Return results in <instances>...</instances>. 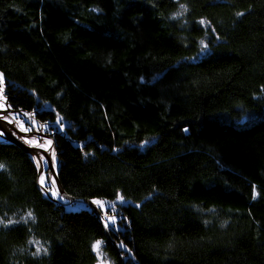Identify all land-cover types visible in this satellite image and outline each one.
<instances>
[{"label": "trees", "instance_id": "obj_1", "mask_svg": "<svg viewBox=\"0 0 264 264\" xmlns=\"http://www.w3.org/2000/svg\"><path fill=\"white\" fill-rule=\"evenodd\" d=\"M0 71L117 217L0 142V264H264V0H0Z\"/></svg>", "mask_w": 264, "mask_h": 264}, {"label": "snow or ice", "instance_id": "obj_2", "mask_svg": "<svg viewBox=\"0 0 264 264\" xmlns=\"http://www.w3.org/2000/svg\"><path fill=\"white\" fill-rule=\"evenodd\" d=\"M180 7L184 11H187V8L185 5L182 4V5H180ZM181 14L182 13H177V15H181ZM237 15L240 16V15H243V13H237ZM199 24L205 25L206 21L201 19L199 21ZM213 31H214V29H213ZM200 43L202 46L201 52L209 51V46L207 43H205L203 40H201ZM11 108H12V106L7 103V97L4 95V74L0 73V121H5L6 124H9V125L13 124L15 121L16 127L19 128V130L21 132H24V133L31 132L33 127H35L36 131L39 132V127L36 126L35 120L32 119V117L35 115V113L23 112V116L28 117L29 120H31V126L25 127L26 122L24 120L18 119L19 113L12 112ZM55 123L58 125L59 130L62 131L64 129L63 118L60 117L59 114H57V119H56ZM47 131H48V129L46 128L45 132H47ZM184 131L187 132L188 129L185 128ZM10 135H12V134L7 132L5 124H0V139L6 140ZM22 139L24 140L25 143L29 144L30 146L41 148L45 152L51 151L52 161H50V162H54L55 150L50 148V146L53 144V141L51 139H48L46 136H38L35 139L29 138V137H22ZM41 141H43V142H41ZM32 158L34 160L37 159L36 156H33ZM39 183L41 184L42 187L47 188V185L49 183L54 184L55 180L49 179L44 174H41V176L39 178ZM48 193H50L51 197H55L57 199L62 198V192L58 188L56 190L48 189ZM117 200H119L120 202H124L125 198L122 195H120L119 193H117ZM91 203L93 205H96L98 208L101 209L102 212H104V227H105V229L109 228L110 225L116 221L117 217L115 215H111V216L108 215L109 209L107 208L104 201L99 200V199H93ZM28 216L30 218H32L33 220L35 219L32 216L31 212L28 213ZM12 223H16V222L8 221V224H12ZM25 223H27V221H25ZM102 244H103V241H100V240L95 241L93 244V250L97 251L98 255H99L100 246ZM40 250L41 249H39V248L37 249V254L40 252ZM43 251L45 253H47L46 248L43 249Z\"/></svg>", "mask_w": 264, "mask_h": 264}, {"label": "water", "instance_id": "obj_3", "mask_svg": "<svg viewBox=\"0 0 264 264\" xmlns=\"http://www.w3.org/2000/svg\"><path fill=\"white\" fill-rule=\"evenodd\" d=\"M11 111H18V109H11ZM0 124H3L2 121H0ZM5 127L7 129V132L10 133V134H12V133L9 131V129H12V130H15L16 132H18V133H20L22 135H25V136H34V134H30V132H28V133L21 132V131L17 130L16 128H14L12 125H9V124H8V126H5ZM41 128H42V125H41ZM35 133H37V132H35ZM37 134H41V135L47 136L46 134H44L42 132L37 133ZM49 138L51 139V137H49ZM7 140L16 143L21 149H23L24 151L30 153L32 156H36L33 153H36V154L39 153L40 158H41V155H42V156H44V157H46L48 159L46 170L48 171V174H49L50 179L55 180V183L53 184L54 187L56 189L58 188L62 192V199H64V201L62 199H57L55 197H52L53 199H55L56 201H62L64 204H68V203H83L84 205H86L89 209H91L98 216L99 220L104 225V216L97 209V207L91 203L92 201L90 199L74 198V197L69 196L68 194H66L64 192V190H63V188H62V186H61V184H60V182L58 180V176H57L58 171H55V169L53 168V162H50V161H52L51 151L45 152V151H42V150H40L38 148L29 147V146L25 145L24 143L20 142L19 139L16 138L13 134L10 135L7 138ZM50 148L51 149H54L53 144L51 145ZM35 160L37 162V166H38V169H39V172H38L39 173L38 179H39V176L41 175V173L43 171L44 165H43V168H41V163H40L39 159L37 158ZM38 183H39V181H38ZM43 190L46 193H48V191L46 189L43 188ZM48 194L50 195V193H48ZM120 251H121V249H119V252ZM130 257L133 259V256H130Z\"/></svg>", "mask_w": 264, "mask_h": 264}, {"label": "rangeland", "instance_id": "obj_4", "mask_svg": "<svg viewBox=\"0 0 264 264\" xmlns=\"http://www.w3.org/2000/svg\"><path fill=\"white\" fill-rule=\"evenodd\" d=\"M0 73H1V71H0ZM4 95H5V85H4ZM8 103V102H7ZM9 104V103H8ZM11 109H15V108H11ZM12 112H17V113H19V116H18V119H21V120H24L26 123H25V127H30L31 126V120H29V118L28 117H25V116H23V112H29V111H26V110H23V109H18V111H12ZM32 119L33 120H35V122H36V126H38L39 127V132H37L36 131V128L35 127H33V129H32V131L30 132V134H34V136H25V135H22V134H20V133H18V132H16L15 130H12V129H9V131L16 137V138H18L19 139V141L20 142H22V143H24L25 145H27V146H29V147H33V146H30L29 144H27V143H25L24 142V140L22 139V137H29V138H33V139H35L36 137H38V136H44V135H41V134H37V133H40V132H42V133H44V134H46L47 136V138L48 139H50L49 137H51L50 135L52 134V133H54L55 131H61V130H59V128H58V125L55 123V121H56V119H54V120H50V121H47V122H39V121H37L34 117H32ZM14 128H16L17 130H19V128H17L16 127V123H15V121H14V123L13 124H11ZM41 125H42V128H41ZM6 126H8V124H6ZM48 129V131L47 132H45V129ZM65 130V126H64V129L62 130V131H64ZM20 131V130H19ZM37 132V133H35V132ZM7 140V139H6ZM5 139H0V142H5L6 141ZM41 142H43V141H41ZM51 147V146H50ZM33 148H38V147H33ZM38 149H40V150H42V151H44L43 149H41V148H38ZM54 150H55V148H54ZM34 155H36L37 156V158L39 159V161H40V163H41V168H43V165H44V168H43V171H42V173L41 174H44L47 178H49L50 179V177H49V174H48V171L46 170V168H47V162H48V159L46 158V157H44V156H42L41 155V158H40V155H39V153L38 154H36V153H33ZM32 156V155H31ZM33 157V156H32ZM35 162H36V160H35ZM36 164H37V162H36ZM38 167V166H37ZM53 168L55 169V171H58V169H59V160H58V158H57V154H56V151H55V158H54V162H53ZM41 176V175H40ZM40 176H39V178H40ZM38 181H39V179H38ZM41 185V184H40ZM44 189H46L47 191H48V189H51V190H56V188L54 187V185L52 184V183H49L48 185H47V188H45V187H43ZM44 193L46 194V195H48V196H50L48 193H46L45 191H44ZM51 197V196H50ZM52 198V197H51ZM62 199V198H61ZM55 200V199H54ZM76 206L75 205H73V206H70V205H67L66 206V208H75ZM78 207V206H77ZM102 264H110L109 262H107L106 260H103L102 261Z\"/></svg>", "mask_w": 264, "mask_h": 264}, {"label": "flooded vegetation", "instance_id": "obj_5", "mask_svg": "<svg viewBox=\"0 0 264 264\" xmlns=\"http://www.w3.org/2000/svg\"><path fill=\"white\" fill-rule=\"evenodd\" d=\"M7 102H8V99H7ZM8 103H9V102H8ZM9 104H10V103H9ZM2 123L5 124V126H6V122L2 121Z\"/></svg>", "mask_w": 264, "mask_h": 264}]
</instances>
